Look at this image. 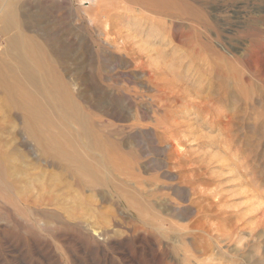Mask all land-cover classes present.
Masks as SVG:
<instances>
[{
	"label": "rangeland",
	"instance_id": "obj_1",
	"mask_svg": "<svg viewBox=\"0 0 264 264\" xmlns=\"http://www.w3.org/2000/svg\"><path fill=\"white\" fill-rule=\"evenodd\" d=\"M18 1L49 122L0 20V264H264L259 1Z\"/></svg>",
	"mask_w": 264,
	"mask_h": 264
},
{
	"label": "bare ground",
	"instance_id": "obj_2",
	"mask_svg": "<svg viewBox=\"0 0 264 264\" xmlns=\"http://www.w3.org/2000/svg\"><path fill=\"white\" fill-rule=\"evenodd\" d=\"M0 1H3V3H4L3 6H1V9H0V20L2 22L1 30H3V32L6 33V32H8L10 30L17 29L16 32L9 37V44H8L6 49H7L8 52H10V51L15 52V57L18 60L20 66L23 68V71H22L23 78L21 79L22 82L27 84V86H30V88L32 87V89L35 91L34 93L37 94V97L39 99L38 101L20 102V106H22L23 109H29L30 113L33 114L34 116L41 117V119L49 122V102L45 101L44 95L42 94L43 89H46L42 85L43 77L40 74H38L37 71L31 69V67L27 63L26 55H24L23 52H22V49L25 48V47L26 48L29 47V45L31 47H34L31 43L30 44L27 43V41H26L27 38L23 34V23H22L20 15H19V10H20V8L22 9V7L19 5V1L18 0H0ZM90 1L93 2V1H96V0H90ZM99 1H103V0H99ZM119 1L124 3V6H123L124 8H126V9L130 8L129 6H127L129 1H127V0H119ZM258 1H259L258 2L259 12H263L264 13V0H258ZM116 2H115V4L118 6L119 4H117V3H119V2H117V3ZM156 3L157 2H155L154 0H151V3L149 5H153V7L150 8L149 6H147L148 9L150 8V10H152V12H155V7H157V6H154V4H156ZM94 5H95V3H94ZM110 7H111V3H110ZM112 7H114V6L112 5ZM130 9H132V8H130ZM105 10H104V12H105ZM104 12H102V13H104ZM94 14H95V12H94ZM89 15H91V14H88L87 18L89 17ZM96 16H101L102 17L103 15H96ZM96 16H94V18ZM84 17H86V15ZM150 21H157V20H150ZM16 67L17 66H15V68H13V67L10 66L9 68H10L11 71L16 70V71L19 72V70L16 69ZM14 73H17V72L14 71ZM3 81H5L4 74L0 73V82H3ZM33 99H37V98L34 97ZM67 100H68V102H72V99L69 97V95H67ZM80 121H81L82 125L83 124L85 125V118L84 117H81ZM57 150L59 152H62L65 155H68V153L66 151L62 150L61 147H58ZM99 232H100V230H99Z\"/></svg>",
	"mask_w": 264,
	"mask_h": 264
}]
</instances>
